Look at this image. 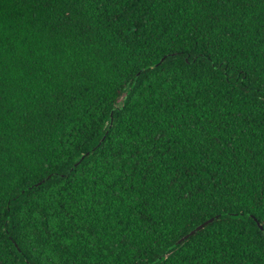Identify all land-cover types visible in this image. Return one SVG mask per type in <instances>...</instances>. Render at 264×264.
Instances as JSON below:
<instances>
[{
    "label": "snow or ice",
    "instance_id": "snow-or-ice-1",
    "mask_svg": "<svg viewBox=\"0 0 264 264\" xmlns=\"http://www.w3.org/2000/svg\"><path fill=\"white\" fill-rule=\"evenodd\" d=\"M6 2L0 264H264V0Z\"/></svg>",
    "mask_w": 264,
    "mask_h": 264
},
{
    "label": "trees",
    "instance_id": "trees-1",
    "mask_svg": "<svg viewBox=\"0 0 264 264\" xmlns=\"http://www.w3.org/2000/svg\"><path fill=\"white\" fill-rule=\"evenodd\" d=\"M2 7L4 9V16H5V20H6L8 27H15V28L23 29L24 27H27L29 25V21L31 20V13L29 10L25 9V7L20 2V0H8V2L2 5ZM36 39H37V42L41 45H43V43L45 42L44 37H37ZM65 43L68 44V48L70 50L75 51L74 45H76L77 43L76 41H67ZM80 54L83 56H88L89 58L92 57V53L82 47L80 48ZM259 55H260L259 51L257 50V56ZM253 104H255V101H252L249 99V100H246L244 105L242 106H245V105L251 106ZM80 131H83V129H80L79 125H77V128L74 129V132L78 133ZM81 167H83V165H81ZM16 239L19 240L20 239L19 236H17ZM8 244L9 245L11 244V238H9ZM5 264H15V261L8 260L5 262ZM33 264H35V261L33 262Z\"/></svg>",
    "mask_w": 264,
    "mask_h": 264
}]
</instances>
